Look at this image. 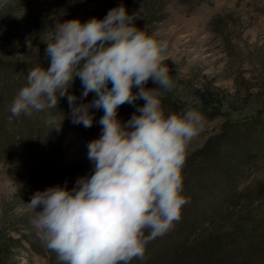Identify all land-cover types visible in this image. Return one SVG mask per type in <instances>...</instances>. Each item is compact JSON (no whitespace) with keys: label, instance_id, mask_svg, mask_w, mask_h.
Instances as JSON below:
<instances>
[{"label":"clouds","instance_id":"clouds-1","mask_svg":"<svg viewBox=\"0 0 264 264\" xmlns=\"http://www.w3.org/2000/svg\"><path fill=\"white\" fill-rule=\"evenodd\" d=\"M7 3L0 0V7ZM137 17L121 4L103 19L56 22L45 42L50 66L28 70L10 107L12 117L31 116L57 109L66 97L72 123L84 128L93 126L90 109L104 113L100 137L87 144L91 174L71 189L65 182L38 190L27 203L38 235L61 264L143 260L147 244L171 230L190 202L182 195V172L204 116L195 109L165 114L162 98L175 87L165 63L168 42L150 34L147 24L136 27ZM77 77L80 97L69 92ZM150 79L158 86L147 88ZM89 93L94 98L84 103ZM137 100L145 103L122 122L119 107ZM63 120L49 114L46 124L59 131Z\"/></svg>","mask_w":264,"mask_h":264},{"label":"rangeland","instance_id":"rangeland-1","mask_svg":"<svg viewBox=\"0 0 264 264\" xmlns=\"http://www.w3.org/2000/svg\"><path fill=\"white\" fill-rule=\"evenodd\" d=\"M91 1L8 0L0 7V63L33 66L34 57H46L45 42L51 41L56 22L78 19L83 23L93 18L90 13L100 0ZM164 11L162 22L147 25L150 34L168 42L165 63L175 87L162 101L178 114L195 109L204 116V131L192 140L188 153L201 148L225 123H252V159L236 183V193L242 198L235 197L227 205L230 213L240 205L244 213L246 209L249 212L245 219L249 214L257 219L264 215V198L252 200L253 204L245 200L251 201L250 191L264 183V0H166ZM135 25L143 29L146 23L138 16ZM145 86L158 85L150 79ZM4 87L0 82V89ZM135 111L134 107L118 111V118L127 122ZM90 114L93 126L74 125L63 142L66 161L81 165L69 178L68 187H74L78 177L90 175L93 169L87 144L100 137L99 120L104 113ZM29 184L26 172L0 160V204L26 192ZM24 210L25 206L16 208L18 213ZM221 219L222 215L211 218L210 223ZM193 233L188 235L193 237ZM48 258V254L42 257L21 251L17 260L20 264H49Z\"/></svg>","mask_w":264,"mask_h":264},{"label":"trees","instance_id":"trees-1","mask_svg":"<svg viewBox=\"0 0 264 264\" xmlns=\"http://www.w3.org/2000/svg\"><path fill=\"white\" fill-rule=\"evenodd\" d=\"M121 4L129 15L136 13L147 25L155 26L165 18L166 0H100L90 15L103 19L110 9ZM33 60V66L0 63V82L6 86L0 89V160L13 163L17 171L26 172L30 183L26 192L1 201L0 264H20L17 257L21 251L42 257L48 254L49 264H61L56 253L47 249L38 235L27 203L38 190L63 186L65 182L68 187L69 178L81 170L80 164L66 161L63 148L67 134L76 125L72 123L66 97L60 99L57 109L12 117L10 107L26 84L28 70L35 66H50L47 57L36 56ZM79 80L77 77L69 89L77 97L83 92L81 80L80 84H75ZM93 98L94 94L89 93L83 102L89 103ZM80 102L78 99L77 103ZM144 103V100H137L135 106L124 104L118 111L128 107L136 109ZM167 105L162 101L166 115L176 113L172 105ZM93 111L103 110L90 109V113ZM49 114L58 119L64 115L59 131L51 130L46 124ZM252 128V123H225L220 132L211 136L201 148L188 153L182 172V195L189 197L190 202L183 207L180 220L171 230L147 244L145 258L134 259L133 263L264 264V215L255 219L249 214L245 221V213H249L247 209L244 213L239 205L230 213V205H227L235 197L242 198L236 193V183L252 159L250 149L255 143ZM248 195L251 201L247 199L245 202L249 204L252 200L263 199L264 183ZM18 206H25V210L18 213ZM221 215L223 219L210 223L211 218ZM189 232H194L193 237L188 235ZM27 261L30 263L29 258Z\"/></svg>","mask_w":264,"mask_h":264}]
</instances>
